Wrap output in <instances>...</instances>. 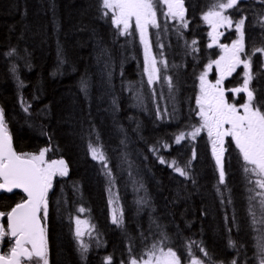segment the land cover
<instances>
[{
	"label": "trees",
	"instance_id": "16d2710c",
	"mask_svg": "<svg viewBox=\"0 0 264 264\" xmlns=\"http://www.w3.org/2000/svg\"><path fill=\"white\" fill-rule=\"evenodd\" d=\"M213 2L184 0L187 28L158 5L160 26L150 37L167 66L160 63V79L149 84L137 30L120 35L111 14L103 15L101 0H0V109L14 149H49L47 161L63 159L68 166L67 176L53 180L42 220L49 264H109V258L110 264H130L147 259L154 244L171 248L185 264L194 258L202 264H260L264 224L256 193L264 190L244 172L234 141H225L224 184L208 135L175 142L202 123L199 76L221 56L203 20ZM226 14L233 21L246 18V53L253 43L262 46L264 0H239ZM236 38L232 28L223 41ZM252 73L255 103L264 105V55L252 56ZM243 74L241 68L225 87L241 86ZM228 93L231 102H245L244 95L234 100ZM89 145L103 152L107 167L92 158ZM173 162L189 177L176 173ZM24 198L21 192L0 194V211ZM114 212L120 226L112 223ZM80 218L92 227L82 240L75 226ZM0 247L4 254L11 244L5 238Z\"/></svg>",
	"mask_w": 264,
	"mask_h": 264
},
{
	"label": "snow or ice",
	"instance_id": "6c2138e0",
	"mask_svg": "<svg viewBox=\"0 0 264 264\" xmlns=\"http://www.w3.org/2000/svg\"><path fill=\"white\" fill-rule=\"evenodd\" d=\"M238 3L239 0H214L208 11L203 14V20L212 26L213 31L209 35L213 36V43L216 42L218 35L222 34L217 33L220 27H234L238 36L230 46L221 45L226 55L210 61L205 71L199 76L200 94L196 98V104L202 123L199 127H194L188 136L194 140L202 130H207L208 136L212 138V151L219 168L220 184L225 183L223 155L226 150L225 138L230 137L242 156L245 165L244 172L254 174L257 177L256 186L264 190V105L255 103L254 90L250 88L254 78L252 56L257 53L264 55V38L261 41L262 46L258 47L253 43L251 52H245L246 18L241 17L233 21L226 14L228 9L235 8ZM160 4L167 7L164 15L173 20L179 19L182 27H188L184 0H101V6L105 10L103 15L111 14V21L120 30V35L130 34L129 29L132 28L134 22L141 42L145 45V72L148 73L149 84L160 79V69L157 67L155 56L151 54L147 40L149 26L157 28L160 26L157 22L158 5ZM195 43L196 41L193 40L192 44L195 45ZM209 47L212 45L210 44ZM160 63L167 66L164 60ZM241 64L244 68L241 86L226 88L224 84L226 78L231 76ZM213 65L219 73L215 82L208 80V74ZM165 79L171 87V78L165 77ZM82 90L87 91L86 81H82ZM228 92L246 94L245 102L240 105L229 102L226 95ZM185 138V134L181 132L175 137V142L179 144ZM89 148L92 158L99 160L107 167V159L103 152L92 145H89ZM48 150L42 149L39 154L17 153L8 135L3 109H0V190L11 193L13 189H20L25 194V198L10 211H0V217H7V227L0 224V243L7 238L11 244L7 253L0 254V264H49L46 225H42L41 221H46L48 217V193L53 187V180L56 176H67L68 166L63 159L47 161L45 154ZM160 162L164 163L163 159ZM172 166L180 176L189 177L186 169L175 166V162ZM108 174L110 176L111 172L109 171ZM249 191H254V189ZM256 195L262 198L259 222L264 224V191ZM254 199V196L249 197V213L253 224L257 223L256 213L251 206V201ZM80 211L83 212L84 209L81 208ZM121 222L122 218L114 212L112 223L120 226ZM81 223L82 221L77 220L76 235L78 238L83 235L79 228ZM229 243L230 246H234L231 241ZM81 247L84 252L87 251L85 245ZM258 248L260 264H264V240L259 243ZM201 251L207 256L203 248ZM145 255L147 259L133 258L130 264H181L175 251L171 248L165 251L157 244H154ZM192 264H202V262L194 258ZM231 264H237V261L233 260Z\"/></svg>",
	"mask_w": 264,
	"mask_h": 264
},
{
	"label": "rangeland",
	"instance_id": "374dc122",
	"mask_svg": "<svg viewBox=\"0 0 264 264\" xmlns=\"http://www.w3.org/2000/svg\"><path fill=\"white\" fill-rule=\"evenodd\" d=\"M208 24H209V23H208ZM209 26H211V25L209 24ZM133 27L135 28V24H134V22H133L132 28H133ZM132 28H130L129 30H131ZM154 28H155V27L149 26V28H148V32H147V40H148V45H149V48H150L151 54H152L153 56H155V58H156V60H157V67L160 69V60L157 59V57H156V55H155V53H154V51H153V47H152V43H151V37H150L151 29H154ZM210 28H211V32H212V31H213V30H212V26H211ZM232 28L235 29L234 27H232ZM232 28H228V27H220V28H218V29H217V33H222V34H221V35H218V37H217L215 43H213V36L211 35V37H212V44H213V46L215 45V46H217V47L220 48V50H221V56H222V55H226V53H225L224 49L221 47V45H229V46H230V45L233 43V41H232L231 43H225V42L223 41L224 38L227 36L228 32H229ZM135 29H136V28H135ZM136 30H137V29H136ZM137 32H138V34H139V31H138V30H137ZM236 34H237V33H236ZM237 36H238V34H237ZM139 37H140V34H139ZM236 39H237V38H236ZM236 39H235V40H236ZM235 40H234V41H235ZM140 41H141V39H140ZM141 44H142V48H143L144 64H145V45H144V43H142V42H141ZM242 58H243V55H242ZM144 67H145V65H144ZM241 68H243V65H242V64H241L240 66L237 67L236 71L233 72L231 76H229V77L226 78L225 82L228 81V80H230V79H233V77H235L236 73H237ZM243 69H244V68H243ZM145 74H146V76H147V78H148V73L145 72ZM218 75H219V73L217 72V70H216V66L214 65L213 68H212V70H211V71L209 72V74H208V80L211 81V82H215V79L218 78ZM211 77H213V78H211ZM158 80H159V79H158ZM158 80L154 81L152 84H155ZM225 82H224V84H225ZM226 95H227V97H228V99H229V102H231V100H230V98H229V93H226ZM240 95H244L245 100H246V94H244V93H240V94H234V93H232V98H233L234 100H237V99L239 98ZM232 103H233V102H232ZM201 122H202V121H201ZM201 134H206V135H208L207 130H206V129L202 130L198 135H201ZM198 135H197V136H198ZM185 136H186V138H185L184 140H182V141H185V140H193L190 136H188V134H185ZM197 136H196V137H197ZM209 138H210V137H209ZM210 139H212V138H210ZM227 139H230V137H226V138H225V141H226ZM194 140H195V139H194ZM182 141H181V142H182ZM77 220L82 221V223L79 225V228H80L81 232L83 233V235L80 236L79 239L82 240V239H84V238H86L87 236L90 235V233L92 232V227H91L90 222H89L88 220H86L85 218H82V219L80 218V219H77ZM77 220H76V223H75L76 231H77V227H78V225H77ZM165 251H166V250H165Z\"/></svg>",
	"mask_w": 264,
	"mask_h": 264
},
{
	"label": "water",
	"instance_id": "95a60500",
	"mask_svg": "<svg viewBox=\"0 0 264 264\" xmlns=\"http://www.w3.org/2000/svg\"><path fill=\"white\" fill-rule=\"evenodd\" d=\"M9 135V134H8ZM10 136V135H9ZM11 137V136H10ZM11 142H12V138H11ZM12 147H13V149H14V146H13V142H12ZM15 150V149H14ZM13 192H21L24 196H25V194L22 192V190H20V189H13ZM2 193H8V192H5V191H3V190H0V194H2ZM12 193V192H11ZM3 219H4V217H0V224H3ZM41 223H42V225H44L43 224V222L41 221ZM0 254H1V247H0Z\"/></svg>",
	"mask_w": 264,
	"mask_h": 264
},
{
	"label": "flooded vegetation",
	"instance_id": "af4514ba",
	"mask_svg": "<svg viewBox=\"0 0 264 264\" xmlns=\"http://www.w3.org/2000/svg\"><path fill=\"white\" fill-rule=\"evenodd\" d=\"M181 264H185V263H183V262L181 261ZM189 264H192V263H189Z\"/></svg>",
	"mask_w": 264,
	"mask_h": 264
},
{
	"label": "bare ground",
	"instance_id": "6f19581e",
	"mask_svg": "<svg viewBox=\"0 0 264 264\" xmlns=\"http://www.w3.org/2000/svg\"><path fill=\"white\" fill-rule=\"evenodd\" d=\"M185 58V57H184ZM135 174V173H134Z\"/></svg>",
	"mask_w": 264,
	"mask_h": 264
}]
</instances>
